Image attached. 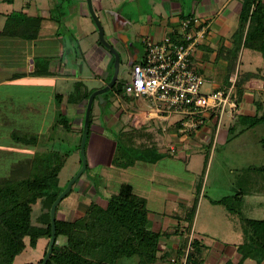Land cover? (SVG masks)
Returning <instances> with one entry per match:
<instances>
[{
  "label": "crops",
  "instance_id": "crops-1",
  "mask_svg": "<svg viewBox=\"0 0 264 264\" xmlns=\"http://www.w3.org/2000/svg\"><path fill=\"white\" fill-rule=\"evenodd\" d=\"M181 1V0H180ZM53 5V10L57 9L60 3ZM181 3L182 8H177L169 5V2L165 3V11L160 7L151 9L149 15L146 16L145 22L138 20L139 23L135 25V29L141 27V32L144 38L152 40H160L162 37L168 35L173 27L178 25V22L182 15L190 14L196 21V24L204 30L202 41H199L194 55H192V61L197 71L211 82V90L224 88L229 84V78L235 75L239 81L241 75L244 73L252 72L256 76L248 77L242 80L240 89L242 91L240 97L238 96V102L240 105L239 112L235 117H229L226 126L237 123V116L253 117L254 115H260L264 113V63L262 66H256L254 69H241V51L247 48L241 47L235 63L231 68L230 62L232 61L228 51L231 49L232 43L230 37L236 28L233 27L232 18L234 12L237 13L240 8V4L235 5L233 0H189L190 12L185 13L186 8L184 0ZM67 5H69L67 3ZM75 8V11H74ZM171 8V9H170ZM28 15H38L28 13V4L20 9ZM74 13L78 14L79 17L90 18L86 13L85 6L82 2H79L72 8L70 14L74 17ZM99 13V11H98ZM124 14V13H123ZM199 14V15H198ZM179 16L176 18V16ZM40 23V30L35 39H23L20 37H9L0 33V46H4L2 42L7 40V49L15 51L18 49L20 57L14 59L11 64L4 57L0 59V148L1 143H4L2 138L7 135L1 130V125L5 123V109L2 106L9 97H13L15 100L22 99V107L18 108V113H24L26 116L30 114L28 118L32 119V124L40 121L43 124H47L49 128L52 125L50 117L56 114V111L66 110L64 106L65 102L63 97L65 93L59 92V83L72 81V82H90L92 87L85 84V88L81 89V93L85 90H95L104 86L106 82L104 79L112 73V67L114 63V57L98 40L92 43L84 53L77 51L83 57L87 67H93L92 77H80L73 76L67 77V75L56 76L55 72L62 70L61 67H66L67 55L76 54V49L70 43V35L73 33L59 31V24L55 28V32L51 37L46 39H39L41 33V24L46 19L51 20L52 16H42ZM61 24L66 26L71 25L69 17L60 18L57 15ZM89 16V17H88ZM0 18H4L0 16ZM104 26L107 27L109 24L108 17L104 16ZM93 23L92 19L90 18ZM238 20V17H237ZM3 19H0V29L3 26ZM94 24V23H93ZM233 27V28H232ZM75 29V28H73ZM108 29V28H107ZM64 33V34H63ZM59 34L64 37L67 36L70 45L73 47V52L67 47L66 41L64 47L62 45ZM107 35L108 39L112 41L113 45L117 49L123 50L119 41H117L114 35H110L109 30ZM129 40L135 41L137 35L134 29L128 32ZM142 39V38H141ZM200 39V40H201ZM2 48V47H1ZM251 50V49H250ZM254 51V50H253ZM11 52V51H10ZM14 53V52H11ZM83 54V55H82ZM66 55V56H65ZM145 55L144 51L134 50L130 53L123 52L121 55L120 67H126L127 59L132 56L134 63L141 60ZM7 56V55H6ZM9 56V55H8ZM250 56L247 54V57ZM253 57V55H252ZM43 58L46 59V67L50 74L48 75H32L34 69L35 59ZM124 61V62H123ZM218 64H221L219 66ZM223 69V73L220 74V70ZM118 73V75H119ZM112 76V75H111ZM111 78V77H110ZM118 79V78H117ZM81 82V83H82ZM96 83L100 84L96 86ZM16 89H12L16 87ZM21 87V91L18 89ZM24 89V90H23ZM60 95L56 98V95ZM117 95V94H115ZM57 99L60 100V105H57ZM110 99L109 97L107 98ZM117 105L110 109H107V104L102 106L101 104V115L92 117L89 129H92V137L100 135L103 142L94 143V139L89 140V150L94 155L98 164L100 163L103 168L102 175L108 176V181L114 183V186H119L121 183H128L132 186L134 192L139 196L145 198L146 208L148 210L149 227L154 232H159L160 237L158 241V256H163L165 252H170L169 257L178 254L179 250L187 241V237L191 229L193 230V238H196L201 246V255L203 258L202 264H235L239 260V254L236 250L237 241H234L232 236L223 240L218 232H214L213 235L208 232L206 236H202L197 231H205V228L199 230L200 223V212L208 210V214L216 215L217 212L213 211V202L209 200L204 201L202 196L203 182L198 181L195 175H198V170L194 171L190 168L191 157L187 161V156H172L166 155L161 157L155 162H148L144 160H135L134 163L125 168L118 167L111 163L112 155L115 149V136L117 137L123 130L130 128L139 129L141 132L136 135L137 141L143 143L154 142L161 152L172 154L178 151L189 149L192 143L196 147L200 146L199 143L204 144L209 150V154H214L216 149L219 133L222 130V124L217 126L214 119L208 118L203 126L198 130L191 132L186 135L177 133V122L172 117L168 119L159 118L155 115V112L150 107V103L146 99L133 98L131 96H122L116 98ZM63 103V104H62ZM86 99L77 100L74 104H69L70 109H67L70 126L75 131H80L83 123L84 107ZM42 107V108H41ZM147 107V109H143ZM92 108V106H91ZM92 113V112H91ZM23 114V115H24ZM78 115V116H77ZM96 116V115H95ZM99 116L103 117V126L96 122V118ZM243 118V119H244ZM21 117H18V121H21ZM49 123H47V121ZM24 131H29L27 125H17ZM47 127V128H48ZM5 130V129H4ZM117 133V134H116ZM115 134V136H114ZM42 135V133H41ZM119 137V136H118ZM9 142L8 151L10 152L15 148V144ZM20 143V142H19ZM7 143H4V146ZM30 145V144H29ZM7 146V145H6ZM174 146L175 151L170 152L169 147ZM23 149L24 145L21 144ZM32 150L27 151L26 155H21L22 158L14 160L10 163L11 167L16 161L30 159L35 154V148L32 145ZM4 152H1L0 161L7 162L10 157L6 156L3 158ZM195 161V160H194ZM199 182V183H198ZM87 189L86 191L92 190L94 193L93 185L96 183L84 182ZM99 186V184H97ZM201 188L199 189V187ZM199 191V192H198ZM198 192V195H197ZM195 197H197L196 209L193 218L191 219V211L194 205ZM203 197V196H202ZM215 199V198H212ZM168 203V207H167ZM78 217L82 214L77 213ZM203 219V218H202ZM220 236V237H219ZM207 241V242H206ZM208 241L214 245L211 250L208 249L210 246ZM186 243V242H185ZM210 248V247H209ZM168 257V258H169ZM163 258V257H162ZM164 260V259H163ZM245 262L254 264V261L247 259ZM156 264H158L156 262ZM264 264V261L261 262Z\"/></svg>",
  "mask_w": 264,
  "mask_h": 264
},
{
  "label": "rangeland",
  "instance_id": "rangeland-1",
  "mask_svg": "<svg viewBox=\"0 0 264 264\" xmlns=\"http://www.w3.org/2000/svg\"><path fill=\"white\" fill-rule=\"evenodd\" d=\"M184 2H186V8L184 12L188 13L190 12L191 5L188 4L189 0H184ZM233 3H235L238 8L240 0H233ZM26 4H28L29 14L52 16L51 20L46 19L42 22L39 39L51 37L58 24L59 31L61 29V32L64 31V33H73L70 35L69 39L70 43L74 46V49H76V54L74 56H72V54H66V67H61L62 70L55 72L54 75H67V77H88L89 75L92 77L91 69H93V67H87L85 61L83 60L84 55L82 54V57L80 53L77 52L82 51L84 53V51L91 47L92 43H94L98 38L97 28L95 24L91 22L90 18L86 19L80 16L78 19L79 15L74 14V17H69V21L72 22L71 25H76L77 23L75 22H78L75 27H68L66 24L62 25L57 16L60 15L58 13V9H52L54 7L53 5H56L55 0H13L11 3L0 0L1 16L5 17L6 14L14 10L19 11ZM97 15L103 25L105 36L107 37V35H109L107 34L108 30L110 35H113L116 27V25L114 27L115 23L112 25L113 14L109 13L105 15L104 12H97ZM104 16H107L109 19V24L107 27L104 26ZM237 16V13L234 12L231 21L233 23V27L237 23ZM0 19H3L4 21V18ZM58 36L60 37L64 47V43L66 41L65 37L61 34ZM200 41H202V39ZM2 44H4V46H0L1 60L6 57V59L11 64L15 57L16 59L20 57V53L22 52H18V49L15 51H12L10 48L7 49V40H4ZM138 45L140 47V51H144V45ZM10 51L14 53H11ZM247 54L250 56L247 57ZM240 55L242 62L240 63L241 69H254L256 66H262L264 63V59L257 51L244 49L241 51ZM218 65L221 66V64ZM130 69L131 66L120 67V73L117 80L122 84L126 83L129 79ZM219 70L221 71L220 74H222L224 71L223 69L218 68V72ZM107 80L108 77L104 79V82ZM81 82H79L80 84H77V86L75 85V82L69 80L59 83V92L62 91L65 93V97H63L64 100L62 102H65L64 106L66 107V110H57L56 114H54L53 117H50V119L53 120L50 128L46 126L47 124H42L41 121L40 127H38V122L37 125L35 123L32 124V119L28 118L30 114H27L26 116L24 113H18V108L23 106L21 103V98H19V100H15L13 97H9L4 102H2V106L6 111V124L1 125V130L2 132L9 134L7 137L4 136L2 138L3 142L7 143V146H4V143H1L0 155L1 152H4L2 154L3 158L6 156L10 158L7 162H2V160L0 161V175L7 174L10 169V163H12L14 160L22 158L21 155H26L27 151L32 150L31 146L33 145L35 148V153H37L39 157H44L46 154L55 150L57 151L56 153H59L63 157L64 162L58 173V182L60 187L63 189L65 188L67 183L77 174L81 167V162H79V160H81L79 149H76L75 147H77V145L80 146L82 133V131H75L70 126L69 120H67L69 116L67 109H70V105L75 103V98L81 89L85 88L83 84L89 87H92V84L95 85L93 82ZM98 85L100 84L96 83V86ZM210 85V80L204 79L202 91L205 93L210 92ZM16 88L17 86L12 89ZM18 89L20 91L22 90L20 86H18ZM115 94L116 92L113 90H107L106 92L102 93V97L106 96L110 98L108 100L107 109H110V107H113V105H117ZM120 96L122 98V95ZM59 101L60 100L57 99V105H60ZM100 105L101 103L99 102V98H94L91 111L92 117L101 115ZM143 109H147V107H143ZM18 117L22 118L21 121H18ZM172 118H174L173 120L175 121L179 118V116L174 115ZM228 119L229 115L227 112H225L222 117V130L219 133L214 154H209V150L204 144L199 143L200 146L196 147V145L192 143L188 150L185 149L183 151H178L177 154L168 153V155L180 157L185 155L187 156V159H184L186 160V164H188L187 161L189 160V157H191L190 168L194 171L199 169L198 175L196 174L195 177L198 179V181L200 180L203 182V197L201 196V198H203L206 202L207 200L213 202L226 196L227 206L229 205L232 208L230 211L222 204L213 202V204L216 205L212 206V209L213 211L217 212L216 215L208 214V210L204 212L205 214L200 212L201 218L199 220L201 224L198 228L199 230L205 228V231H197V233L202 236H206L205 234L207 232L211 235H213L214 232H218L219 234H223L221 237L224 241H226L225 239L229 238V236H232L234 241L238 239V244L236 245L237 248L239 244L244 242L247 232L244 225L241 223V218L248 217L254 219H264V171H260L258 169L261 165H264V146L260 142V138L264 136V124L262 122H257L249 127H246L243 129V131L237 132L238 130L242 129L244 125L247 126L251 119L246 117L243 121L237 122V124L234 123L235 126H233L234 124L232 123L229 127H227L226 123L228 122ZM2 122L3 121H0V123ZM96 122L103 126V117L99 116V118H96ZM47 123L49 122L47 121ZM17 125H27L29 127V131H24ZM92 132V129H89L88 137L85 141L86 143L84 148L86 155V168L78 177V179L72 184L67 195L64 196L59 202L55 215L58 219L73 220L77 218V213L80 212L83 214L90 202H95L98 205L105 207L109 195L116 193L118 190L117 185L114 186V183H111L107 180V175L101 174L103 170L101 167L102 165L100 163L98 164L94 155L92 156V153L89 150L90 139H94V143L97 141L98 143L103 142L100 135L92 137ZM135 134L138 135L139 133ZM120 135H118L119 137H116L114 134L115 143L117 141L119 142L120 139L123 140L125 138H130V143L127 146L132 148V153L134 152L133 154L146 155V153H148L147 149H142V145H139L142 142L137 141V139H135L136 136L132 137L130 134ZM18 137L21 141H17ZM10 141L15 144V148L9 152L7 149ZM21 144L24 145L23 149ZM35 164H37V162ZM84 182L96 183V185H93V189L96 192L94 193L92 190L89 192L86 191L85 189L87 188ZM97 184H99V186ZM200 188L201 186L199 189ZM239 190L243 192L241 198L239 195L236 196ZM39 214L40 201L38 200L33 205L32 221L34 223L36 221V217ZM63 240V237H58L56 241L57 245L62 244L64 242ZM46 242L47 240L45 238L38 239L35 248L30 247L27 243L26 248L16 256L15 263L23 264L25 262H35L41 258ZM208 244L210 245V248L208 247V249L211 250V247L214 245H212L210 241H208ZM169 255V251L165 252L163 254V258L158 259L157 263L168 264ZM127 264H135L134 259L131 258Z\"/></svg>",
  "mask_w": 264,
  "mask_h": 264
},
{
  "label": "trees",
  "instance_id": "trees-1",
  "mask_svg": "<svg viewBox=\"0 0 264 264\" xmlns=\"http://www.w3.org/2000/svg\"><path fill=\"white\" fill-rule=\"evenodd\" d=\"M4 1L11 3L13 0ZM237 17L236 28L230 37L232 46L226 50L232 59L231 68L241 47L259 52L264 59V0H240ZM181 18L193 17L187 14ZM41 20L40 15H28L21 10H14L6 14L0 33L9 37L35 39L40 30ZM34 61L32 75L50 74L46 67V59L36 58ZM111 75L112 73L108 76V81ZM252 76L256 74L247 72L237 81L236 93L239 97L242 93L239 88L242 80ZM120 83L116 80L110 90L121 94L124 83ZM77 84L80 83L77 81L75 85ZM91 92L92 89L79 92L75 101L87 99ZM59 96L56 95V98ZM107 98L104 96L106 104ZM243 118L237 116L236 122L243 121ZM249 118L250 123L237 132L257 122L264 124V113ZM90 124L91 112L89 127ZM138 132L141 130L130 128L120 134H130L134 137ZM19 139L18 137L17 141H21ZM129 139H120L116 142L112 164L125 168L132 165L135 160L155 162L168 155V151H159L152 141L139 144L142 145V149L148 150L146 155L133 154L132 148L127 146L130 143ZM260 142L264 146V136L260 138ZM75 148L79 149V145ZM56 152L52 151L44 157H39L35 153L30 159L16 161L7 174L0 175V264H16V256L26 248L27 243L35 248L38 239L45 238L47 242L42 257L35 262L23 264L42 263L51 233L49 209L63 189L58 182V173L64 161ZM258 169L264 171V165ZM238 195L241 198L243 192L239 190L236 196ZM38 200L40 214L34 223L33 205ZM196 201L197 197L192 207L191 219L195 213ZM213 202L232 210L229 205L227 206L226 196ZM56 210L57 207L55 215ZM241 223L247 232L244 242L236 248L240 257L235 264H249L245 262L247 259L253 260L254 264H261L264 261V219L242 217ZM58 237L64 238L62 244L57 245ZM159 237L160 233L149 227L145 198L136 194L130 184L121 183L117 192L109 195L105 207L90 202L83 214L73 220L58 219L55 216V243L45 264H127L131 258L135 264H156L157 260L163 257L157 255ZM185 242L181 249L185 247ZM192 246L193 249L187 256V264H202V246L196 238H193Z\"/></svg>",
  "mask_w": 264,
  "mask_h": 264
},
{
  "label": "built area",
  "instance_id": "built-area-1",
  "mask_svg": "<svg viewBox=\"0 0 264 264\" xmlns=\"http://www.w3.org/2000/svg\"><path fill=\"white\" fill-rule=\"evenodd\" d=\"M203 34L194 18H183L160 40L146 38L145 55L133 63L129 79L116 98L127 95L146 99L159 118L178 115L176 128L181 135L198 130L208 118L219 126L225 112L235 117L240 110L235 75L224 88L202 91L204 77L195 68L192 55ZM169 151L174 152L175 147L170 146ZM192 240L191 229L185 247L169 257L168 264H187Z\"/></svg>",
  "mask_w": 264,
  "mask_h": 264
},
{
  "label": "flooded vegetation",
  "instance_id": "flooded-vegetation-1",
  "mask_svg": "<svg viewBox=\"0 0 264 264\" xmlns=\"http://www.w3.org/2000/svg\"><path fill=\"white\" fill-rule=\"evenodd\" d=\"M182 1L183 0L181 1L180 0H92V4L94 6L96 15L98 11L104 12L105 15L109 13L113 14L112 25L114 23H115L114 27L116 25L113 35L115 39L120 42L121 44L120 48H122L123 50L117 49L113 45L112 41L108 39V37L105 36V38L111 43L112 47L119 53V57L121 59V55H123V52L124 54L130 53L135 49L140 51V47L138 44H140L141 46L144 45L146 38L143 37V34L141 32V27L135 29V25L138 23V20L145 22L146 16L149 15L151 9L157 6L160 7L163 11H165L166 2H169L170 7L173 6L181 9L182 6L180 2ZM79 2H82L84 4L86 13H88L86 0H57V3H60V5L57 7L58 13L60 14L59 15L60 18L70 17L71 16L70 14L72 13V8L75 7V5L78 4ZM67 3L69 5H67ZM177 17L179 16L177 15L176 18ZM133 29L138 37L135 41H130L128 32ZM144 49H145V45H144ZM120 59L119 62L121 63ZM133 63L134 60L132 59V56H130L127 59L126 67L132 66Z\"/></svg>",
  "mask_w": 264,
  "mask_h": 264
},
{
  "label": "water",
  "instance_id": "water-1",
  "mask_svg": "<svg viewBox=\"0 0 264 264\" xmlns=\"http://www.w3.org/2000/svg\"><path fill=\"white\" fill-rule=\"evenodd\" d=\"M87 5V12L90 18L92 19L93 23L95 24L97 31H98V40L99 42L108 50L114 57V63L112 67V76L110 80L102 87L93 90L88 98L86 99V104L84 107V114H83V123H82V133H81V140H80V146H79V153H80V159H81V167L77 174L67 183L64 189L58 194V196L55 198V200L52 202L50 209H49V215H50V223H51V233L49 237V242L47 246L46 253L42 259L41 264H45L52 252L53 245L55 243V209L59 202L62 200V198L70 191L72 184L78 179V177L82 174L84 169L86 168V155H85V141L87 136V131L89 128V119H90V112H91V106L93 103V100L95 97L99 98V102L103 104L104 106L106 104V100L104 97H102V93L106 92L107 90L111 89L112 86L115 84L118 73H119V53L112 47L111 43L105 38L104 30L102 27V24L96 15L94 6L92 4V0H86ZM66 39V45L68 48L71 49L73 52V47L70 45L69 40L67 36H65ZM74 56V53H73Z\"/></svg>",
  "mask_w": 264,
  "mask_h": 264
}]
</instances>
